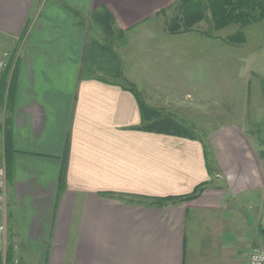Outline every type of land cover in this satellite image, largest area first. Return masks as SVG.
I'll use <instances>...</instances> for the list:
<instances>
[{"label": "crops", "instance_id": "1", "mask_svg": "<svg viewBox=\"0 0 264 264\" xmlns=\"http://www.w3.org/2000/svg\"><path fill=\"white\" fill-rule=\"evenodd\" d=\"M176 1L0 0V34L16 41L2 49L0 78L15 82L6 201L21 264H248L250 248L264 245V160L244 121L205 138L143 131L132 91L102 72L84 76L94 10L125 37L157 29L159 54L144 68L157 56L161 71H145L147 102L187 120L169 95L181 86L152 84L192 42L179 38L192 30H167ZM199 184V197L182 199Z\"/></svg>", "mask_w": 264, "mask_h": 264}, {"label": "rangeland", "instance_id": "2", "mask_svg": "<svg viewBox=\"0 0 264 264\" xmlns=\"http://www.w3.org/2000/svg\"><path fill=\"white\" fill-rule=\"evenodd\" d=\"M153 31L156 33L157 29L134 30L125 40L113 45L114 50L119 53L117 56L123 70L136 77L137 88L146 101L150 94L148 91L154 89L145 80V71H161L158 67L160 62L155 60L157 56L153 57L154 60H149L144 68L148 55L159 54L158 36L153 39ZM192 31L179 37L187 36L186 39L192 40L188 44L185 41L182 49L177 51L182 56L181 62H173L152 84L157 85V80L161 79V85L166 80L170 85L174 82L181 86V89L177 87L175 92L169 93L171 102L178 101L185 107H194L192 110L183 107L181 112L178 110L176 113L179 118L188 116L187 120L179 119L180 122L190 126L199 137L205 138L208 131L221 123L244 121L248 134L258 144L264 160V21L246 28L247 41L239 46L223 45L220 41L234 33L235 28L217 32L212 29L211 22L205 20ZM196 31L209 33L216 38L213 40ZM96 37L106 42L104 34L93 29L90 41ZM13 41L0 34V54L7 46L12 49L16 44ZM111 57L109 52L104 59L115 64L116 60ZM122 57H125L124 62ZM106 75L113 78L110 74ZM173 88L176 89V86ZM159 96L160 92L157 97ZM160 98L162 101L163 97Z\"/></svg>", "mask_w": 264, "mask_h": 264}, {"label": "trees", "instance_id": "3", "mask_svg": "<svg viewBox=\"0 0 264 264\" xmlns=\"http://www.w3.org/2000/svg\"><path fill=\"white\" fill-rule=\"evenodd\" d=\"M173 15L167 21V30L172 34L188 32L199 23L209 20L214 31H222L227 28H235V32L223 37V41L232 46L243 45L247 41L245 29L255 23L264 21V0H177L172 6ZM114 21L110 13L105 10H94L90 17V29L101 31L106 42L99 38L89 40L86 49L85 64L83 67L84 76L89 78L97 76L98 72L110 74L113 79L123 84L132 91L138 99L142 113V122L135 127L143 131L160 132L174 134L184 137H199L190 126L180 122L173 114L166 112L148 104L138 91L134 83L126 79L122 64L119 62L117 52L113 45L125 40L123 31H116ZM211 36L209 33H205ZM117 41H116V40ZM112 50L115 52L112 53ZM111 53L116 60L113 64L110 60H105L104 56ZM98 77V76H97ZM15 85L13 76L8 77L4 73L0 78V113H5V141L6 158L8 151L9 121L7 116ZM264 92V90H263ZM207 155L211 154L209 146L206 144ZM263 156V155H262ZM205 189V184H199L195 190L182 199H194L201 195ZM171 198H154V204H164ZM14 251L10 247L8 251V262L11 261Z\"/></svg>", "mask_w": 264, "mask_h": 264}, {"label": "built area", "instance_id": "4", "mask_svg": "<svg viewBox=\"0 0 264 264\" xmlns=\"http://www.w3.org/2000/svg\"><path fill=\"white\" fill-rule=\"evenodd\" d=\"M5 113H0V259L3 264H21L18 255L19 246L13 244L11 247L8 233V215L6 201L7 186V163H6V141H5ZM264 227V217L262 220ZM10 247L14 251V256L8 262V251ZM248 264H264V245L251 247L249 250Z\"/></svg>", "mask_w": 264, "mask_h": 264}]
</instances>
